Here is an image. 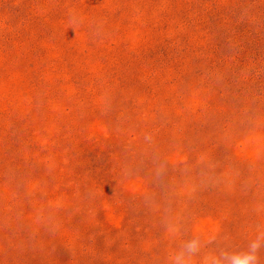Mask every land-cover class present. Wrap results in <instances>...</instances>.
<instances>
[{
  "label": "rangeland",
  "instance_id": "obj_1",
  "mask_svg": "<svg viewBox=\"0 0 264 264\" xmlns=\"http://www.w3.org/2000/svg\"><path fill=\"white\" fill-rule=\"evenodd\" d=\"M180 252L264 264V0H0V264Z\"/></svg>",
  "mask_w": 264,
  "mask_h": 264
},
{
  "label": "clouds",
  "instance_id": "obj_2",
  "mask_svg": "<svg viewBox=\"0 0 264 264\" xmlns=\"http://www.w3.org/2000/svg\"><path fill=\"white\" fill-rule=\"evenodd\" d=\"M253 249L257 248L258 245H253ZM188 250L192 251L191 244L188 245ZM256 258L251 255H239L237 254L230 260V264H253ZM173 264H188V261L184 258V253L180 252L173 257Z\"/></svg>",
  "mask_w": 264,
  "mask_h": 264
}]
</instances>
